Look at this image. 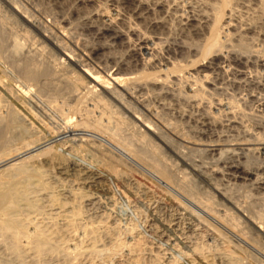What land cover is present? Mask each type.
Returning <instances> with one entry per match:
<instances>
[{
    "label": "bare ground",
    "instance_id": "1",
    "mask_svg": "<svg viewBox=\"0 0 264 264\" xmlns=\"http://www.w3.org/2000/svg\"><path fill=\"white\" fill-rule=\"evenodd\" d=\"M96 1L97 0H78V3L80 5L87 6V5H90L91 3L92 4L95 3ZM113 1L115 0H109L108 2L112 3ZM120 1L122 4H126L128 6L129 5L134 6L131 12V16H133L135 19L150 18L149 16H152L155 13H159V12L162 13L166 11L164 8L165 4L162 5L157 2L147 3L145 0H120ZM213 1L214 2H211L207 5L205 11H202V13L200 12L201 13L200 15H197V14L189 15L188 13H186L184 19H182L183 22L181 24H182L183 29L188 31L189 34L193 33L196 36L202 35L201 42L188 43L186 41H183V42H180L179 44H176L175 47L173 46V48H169L166 51H164L165 54H162L163 49H162V52H161V49H158L159 38L157 36H154V34L152 35L151 31L142 32L140 31L142 28L139 29L138 27L136 28V27L131 26L130 24H127L126 21L122 20L123 18H120V16L118 15L119 13L116 14L117 10L115 8H114V11L116 10L115 11L116 13L111 14L112 10L110 11L109 8L105 6L103 7L101 6L102 4L101 5L99 4L101 6L99 7V10L97 9V11L95 12H89L86 18L88 21L87 29L94 31V35L99 42L95 43L94 45L93 43L91 45L88 43L89 45H86L82 47L81 49L80 45L78 47L76 42L74 44L71 42L72 43L71 45L68 44L67 37L70 34V28L67 27L68 25L65 27V25L63 24L67 21L66 19L62 18L49 31L42 23H38L40 21L37 20L38 21L37 22L33 19L34 17L33 18L31 17L32 15L30 14V9H28L27 6L22 5L19 2L14 1V0H11V2L9 1L10 6L5 8V10L6 9L8 10L5 11V13L3 12L4 14L0 19V60L11 59V62H12L10 65L12 70H8V68L2 66L0 62V264H78L82 260H85V258H89V256H91L92 254L93 255L95 253L97 254V252L99 251L101 253L103 251L102 249L108 243H112V241H114L113 238L115 237L113 235L112 237L110 234H107V232L106 234H104L105 236L104 240L103 239L101 240V237H100L101 236L100 230H102L100 229V227L103 224L107 225L106 230L107 228L109 230V227L112 228L111 226H113V224L109 222V219H108L109 217H107L108 212L106 213L105 211L106 205H109L112 202V199L115 197V196L112 197L111 190H110V187L112 186H110L111 184L109 185V183L111 180H114L121 186V188L124 189L123 192H128V193H130L131 189L134 186L128 181L127 179L128 177L126 178L125 176L126 174H124L125 171L123 172L124 169H121L122 167L120 168L122 164L130 165L131 169L133 168L135 169V171L136 170L149 171L153 175V177L156 179V181H159L164 186L172 188L174 191L178 192L180 195L188 197L187 194L189 195L190 193V192L187 193V190H186V189H189L187 188L188 185L187 187L186 186L183 187L184 184H182L183 186L181 185L183 178L186 179L185 177H188V176L184 174L185 177L181 178L182 179L181 181L178 180L179 178L176 177L178 175L174 176V173L171 171L172 164L170 165V163L167 162V160L170 158L167 157L168 159L167 160L165 159L166 149L169 150L171 153H173V155H175L177 158L181 159L183 163H186V162L184 159H182L183 156L181 152L180 151L178 152V150L174 148L173 140H171L170 136L164 135V133L160 131V128L157 127L151 121L152 119L151 120L147 119V114H144V111H147V113L148 112L150 113L151 111V107L148 103V100H150L149 98L151 96H154L155 94L157 95L158 94H165V95L172 94L171 91L173 90V88L171 91L167 90L169 89L168 85H170V83L180 82V83L185 84L182 81L188 78L187 73L190 72L189 70L198 71V69L200 68L199 69V73H200L201 71L203 72L209 69L211 65L215 64V62H218L217 65L218 64L223 65L227 63L229 66L231 64H234L244 69L245 67H248V65H250V63L253 61L256 63H259L260 66H264V64H262V60L257 55H253L251 52H249L250 50L248 51L244 49V47L240 48L239 45L232 43L233 33L230 30V27H231L230 22L232 21L233 9L236 8V7L233 8V5H234L233 1L235 0H213ZM105 5L110 7L112 4L107 5L106 3ZM117 9L119 11V8ZM240 10L241 12L243 11L241 8ZM255 10L256 9H254V11ZM60 17H62V15ZM248 18L247 20L249 21L250 19ZM7 20H12L11 22H15L16 24L18 23L22 24L24 26V34H23L25 35L24 38H26L27 40H29L28 38H31V40H33L35 44H38L40 48L37 47V51L35 49L34 52L24 53V52H21L20 50L22 49V45H24L25 43L15 42L12 46V49H13L12 52L7 51L6 52L7 54L4 53V51L6 50L5 49L6 44H5V39H4L5 32L3 29V24ZM237 20H240V19H237ZM97 22L100 23V26L95 25ZM146 22L148 21H145L144 23ZM161 24H162V21H159L158 19L157 20L151 19L148 22V27L151 28L152 30L153 29L155 30V28L160 27ZM246 31L248 32V29H246ZM118 46L125 48V50L121 48L119 49V50H124L123 53L120 54L117 51H115L116 47ZM47 47L51 50H54L57 53L55 54V57L54 58L52 57V59L50 60H48L50 57L49 58L47 57L48 61L45 60V58L43 59L40 58V56L43 57V55H45ZM247 47L248 45H246L245 48ZM224 49H226L225 54L224 53L222 54V51L224 52ZM192 51L197 52V55H196L197 58L193 57V60H192V57L189 58L188 57L189 55H187V58L192 60L190 65L189 63L187 65L186 63L182 64L181 62L175 61L173 59V58L176 59V57H173L174 55L177 56L178 54H190L192 53ZM262 54H264V51ZM201 61L203 62L200 63ZM100 68L101 70H99ZM261 70L263 71V69ZM9 73L15 74L16 78L18 77L21 78L20 80L17 79L18 81H16L17 88L16 87L14 88V86L11 84L12 83L11 81L13 80L12 79L13 76ZM245 75L246 74L242 71V69H239L237 71V77H240L239 79L244 78ZM195 76H193V74H189V77L192 78L194 84L196 85L195 88L191 89V93L188 92L187 94L186 93L183 94L182 92L176 91L178 92V94L174 96H177V97L182 96V97H185L186 99L189 98L193 100L196 96L201 95V92L203 93V89L205 88V83L202 81V79H199L198 77H195ZM219 78L220 77L218 76L217 80ZM230 78H234V77H230ZM212 81H214V79ZM256 81L258 80L256 79ZM247 84H249V82ZM209 88L210 86L208 87V89ZM237 88L239 89L238 85H237ZM189 90L190 89H188V91ZM46 93L48 94L50 93L53 95L52 97L47 96L48 99L46 100L47 102L45 103L46 104L48 103V106L49 105L51 106L50 109L52 108L53 111L56 112V115L58 117L56 119L57 120L55 124L56 126H53L54 124H51V122L49 123L48 121H46L41 115H39L37 111V109L40 108L39 104L44 103V102L42 103L41 101L44 100L43 94L45 95ZM40 96L43 97L42 100H39ZM27 97L33 100L32 105H30V103L26 101L25 98ZM218 99H221V98H218ZM244 99L246 98L243 97V100ZM227 100L228 99H226V101ZM255 100L256 99H254V101ZM229 102L232 103L231 100ZM219 103L220 102H218V104ZM238 103H240V101ZM261 106L264 107V101L261 103ZM228 107L230 108V106ZM220 110H222L221 107H220ZM182 111L180 110V112ZM153 112H156V111H153ZM156 114L158 115V111ZM189 115L191 116V113ZM233 115L235 114H232V116ZM207 116L208 117L203 116L204 119L202 120V124L205 127L209 125L208 122L210 121L209 115ZM220 118L221 116L219 117V119ZM204 120L205 121L209 120V121L205 122ZM194 121H197V120L195 119ZM211 123H214V122H211ZM223 124L224 123H222V125ZM231 124H233V122L229 121L228 125L231 126ZM220 127L221 126H219V128ZM235 127L237 126H234V128ZM172 128H176V126ZM238 128L241 129L242 127L240 126ZM245 129H247V127ZM173 131L175 130L173 129ZM249 131L251 130L249 129ZM251 134H255V133H251ZM257 134L258 133H256L255 135ZM259 141L260 140H257V142L253 144L249 143V145H252L255 147L257 146L256 149L258 150H264V143L259 142ZM212 145H214V143ZM241 145H244V143ZM242 147L243 146H241L240 148ZM231 149H233L232 146H231ZM246 149H247V153L251 151L249 147ZM206 151H208L212 155L217 154V156L218 154L219 156L223 154L222 151H220L219 147L216 148L214 146H210ZM238 154L239 153H237V155ZM217 159L218 161H220L219 158ZM246 162L243 163V162H240L239 160L238 161L231 160L227 163L226 161V164H225L226 166L224 165L226 173L223 175H227L229 179L235 180L236 182L238 180L239 181H249L252 184H255V186H257V188L260 191L264 192V175L262 174L263 172L261 174L253 172L252 170H250L251 168ZM188 163H191V162L188 161ZM196 167L197 166H195V168ZM123 168H126V167H123ZM192 170L195 172V170L197 169L195 170L192 169ZM220 172L222 173V171ZM220 172L217 171L216 173H220ZM181 174L180 176H182ZM136 182L139 183V181H136ZM143 184L145 185L146 183H142L141 184L142 187H144ZM189 187L191 188L193 186H189ZM220 192L221 191L216 190V193L221 198L226 199L225 197L226 194H223V192L222 193ZM162 194H164L163 191H162ZM127 195L131 197L130 194H127ZM132 196H135V195H132ZM157 196L159 195L157 194ZM219 196L218 197L216 196V197L219 198ZM259 197L260 196H258V198ZM208 198H211V197L209 196ZM178 200H180L179 201L180 203L181 202L184 203L183 200L182 201L181 199H178ZM197 200L194 199L191 202L194 203L195 201L194 204L197 203V205L198 204L201 205V203L199 202L203 199H200L199 202H196ZM113 201L115 200L113 199ZM142 201L144 202L143 199ZM186 202L188 201H185V203ZM206 203L207 205L205 204L203 205V203L201 205V206H205L206 212H208L217 221H219V223L225 225V227H227L230 231H232V233L234 234L236 233L235 235H238L239 237H241L242 240L247 242V244L256 248L257 249L256 251L259 250V252H261L264 255V243H263L264 241L261 242L263 244L259 243V239L261 238L264 239V212L263 211H261L263 213L259 214L257 217L252 215L251 212H250L251 215L248 214L249 216L246 215L245 218L243 216L242 221L243 219H245L247 226H245V228L240 229L241 226H238L240 225V223L237 225V221H235L234 216L231 217L232 216L231 215L230 216L231 219L229 220L225 219L226 217L224 218L222 215H221L222 217H218L220 214L217 216L215 215V212H213L216 210L210 211L211 207L209 208V205H208V204H211L210 201H207ZM214 203H216V201ZM187 204L188 203H186V205ZM180 205H183V204H180ZM200 205L198 206L200 207ZM233 205H234L233 207H235L238 213L239 212L238 210L241 208V206L239 207V205L237 204L239 208H236L235 206L236 204H233ZM188 206L190 205L188 204ZM112 207L110 206V208ZM228 208L231 209V207H228ZM201 209L202 211L204 210L202 207ZM190 210H193V209H190ZM234 211L235 210L233 208V212ZM110 212H111V209H110ZM225 214H227V211L225 212ZM227 216H229V214ZM173 217H176V216H173ZM178 218H181V217H178ZM165 221H169V220H165ZM201 221L203 220L201 219ZM205 221L206 220H204V222ZM114 225L115 226L118 225L117 222ZM207 225H210V224L208 223ZM116 228H114V231ZM131 229L132 228H129V230ZM133 229L135 230V228ZM250 230H253L255 232L254 234L256 235H253ZM213 231L215 230L213 229ZM217 231L215 232L220 233V231L218 232ZM114 233L115 232H113V234ZM183 234H184V231H183ZM218 235L220 236L221 234H218ZM118 240L120 243L121 240L119 238ZM176 241H179V240H176ZM227 241L229 244L230 240H227ZM233 243L234 242H232V244ZM187 244L188 243L186 242V245ZM196 244H199V243L196 242ZM203 244L201 243V245ZM118 245L116 246L118 247ZM236 245L235 246L233 245L234 248L236 247ZM127 246L132 247V244L131 245L127 244ZM190 246L193 247L192 245ZM197 246L198 245H196V248L193 247L195 249L194 251L195 257H191L189 259V263L187 261V264H212V263L214 264V262H212V257L209 258L207 256L202 255L203 253H201L200 251V246L199 248ZM241 246L242 245H240V247ZM201 247L205 248V245ZM242 247L244 250L242 249ZM242 247L240 250H243V252L242 251L241 252L244 253V257H245V255L247 254L246 252H250L251 248L250 250H248L247 247H246L247 249L244 246ZM121 248H124V247H121ZM181 249H183L182 246H181ZM210 249L206 251H209ZM115 250L114 252L118 251V250L116 251ZM204 250L202 249V251ZM226 250H229V249H226ZM185 251H188V250H185ZM217 251L220 252L219 250ZM189 252L191 254V251ZM254 252H253V255H254ZM102 253H104V251ZM208 254H212V253L208 252ZM233 254H236V253L233 252ZM230 255L236 256V257L238 256V258H240L239 255H232L231 253L229 254V256ZM253 255H252L253 260H256V257L258 258V256H260L257 253V256H255L254 258ZM96 256H99V255H96ZM159 256H157L158 260H159ZM249 256L251 257V253ZM107 257L109 258V255ZM173 257H175V259L177 258L176 256H173ZM136 258L132 260H135ZM150 258H151V255H150ZM155 258L152 260H155ZM263 258L262 259L260 258V260H263ZM96 259H98V257H96ZM138 259H139V256H138ZM141 260L142 258L140 257L139 262H142ZM172 260L167 263H160V260H159V264H177L178 263ZM177 260L179 261V259ZM101 261H104V260L101 259L99 261V264L103 263ZM144 261H147V260H144ZM242 261H244L243 263H246L245 260H242ZM128 262L131 263L132 261H128ZM136 263H138V261ZM149 263L153 264L152 261ZM226 263H231V262L228 261ZM236 264H242V263H236Z\"/></svg>",
    "mask_w": 264,
    "mask_h": 264
},
{
    "label": "rangeland",
    "instance_id": "2",
    "mask_svg": "<svg viewBox=\"0 0 264 264\" xmlns=\"http://www.w3.org/2000/svg\"><path fill=\"white\" fill-rule=\"evenodd\" d=\"M9 1L11 2V0H6V1L5 0H3V1L0 0V7H1L0 8V19L3 16V14L5 13V11L8 10V9L5 10V8L10 6L9 5V3H10ZM14 1H17L20 4L27 6V8L30 9V14L32 15L31 17L32 18L34 17L33 19L35 21H37V20L40 21V22H38V21L37 22L38 23H42L49 31L62 18L66 19L67 21L65 23H63V24L65 25V27L68 25L67 27L70 28V34L68 36L69 38L67 37L68 41H67V39H66V41L68 42L69 45H71L72 43L74 44L76 42L78 47L80 45L81 49H82V47H84L86 45H89V44L91 45L92 43L94 45L95 43L99 42L96 39L95 35H94V31H91V30L87 29V25H88L87 22L88 21H87L86 18L88 16L89 12H95V11H97V9L99 10V7H101V6L104 7L105 6V7L109 8L110 11L112 10L111 11L112 13L110 12L111 14H115L116 12H117L116 14L119 13L118 15L120 16V18H123L122 20L126 21L127 24H130L131 26L136 27V28L138 27L139 29L142 28L140 30L142 32H144V31H149L150 32L151 31L152 35L154 34V36H157L159 38L158 49H161V52H162V49H163L162 54H165L164 51H166L167 49L173 48V46L175 47L176 44H179L180 42H183V41H186L188 43L201 42L202 35L201 36H196L193 33L189 34L188 31L183 29L182 24H181L183 22L182 19H184L186 13H188L189 15H193V14L200 15L202 13V11L206 10V7H207V5L209 3L214 2L213 0H207V1L206 0H190V1L189 0H170V1L169 0H162V1L161 0H145L147 3L157 2V3H160L162 5L165 4L164 8H165L166 11H164L162 13L161 12L155 13L154 15L149 16L150 18L135 19L133 16H131V12H132V9L134 8V6H131V5L128 6L126 4H122L120 0H115L112 3L108 2L109 0H97L98 2L96 1L95 3H93V4L91 3L90 5H87V6L80 5L78 3V0H14ZM116 2H118L119 4L116 3ZM252 2H253L254 5L252 4ZM106 3H107V5H109V4L110 5L112 4V5L110 7H108V6L105 5ZM199 3L200 4L202 3L203 5L202 4L200 5ZM99 4L100 5L102 4V5L100 6ZM197 4H198V6H197ZM233 4H234L233 8H235V7L236 8L233 9L232 21L230 22V24H231L230 30L233 33L232 43L239 45L240 48L244 47V49H246L248 51L250 50L249 52H251L253 55H257L262 60V64H264V56H262V55H264V54H262L263 51H264V40H263L264 39V32H263L264 31V25H262V24H264V18H263L264 17V14H263L264 13V9H263L264 0H261V1L260 0L259 1L258 0H241V1L240 0H238V1L235 0V1H233ZM236 4H238V5H236ZM121 5H122V7H121ZM239 6H241V7H239ZM181 7H183V8H181ZM243 7H245L246 9L243 8ZM114 8L117 10V11L115 10L116 12L114 11ZM117 8H119V11H118ZM173 8H175V9H173ZM240 8L243 10L242 12H241ZM254 9H256V10L254 11ZM237 10H238V12H237ZM247 10H249V11H247ZM257 11H259V12H257ZM61 15H62V17H60ZM164 16H166V17H164ZM129 17H130V19H129ZM156 17H157V19L159 21H162L163 25L161 24L160 27L155 28V30L154 29L152 30L151 28L148 27V22L151 19L157 20ZM247 18L251 20V21L249 20L250 23L247 20ZM237 19H240L241 21L237 20ZM11 21L12 20H7L3 24V29H4V32H5L4 39H5V44H6V48H5L6 50L4 51V53H6L7 51H11L12 52V50H13L12 46H13V44L15 42L25 43L24 45H22V49L20 50L21 52H24V53L34 52L35 49L37 51V47L40 48L39 45L35 44L33 42V40H31V38H28L29 40L24 38V36H25V35H23L24 34V26L22 24H20V23L16 24L15 22H11ZM145 21H148V22L144 23ZM95 25L100 26V23L97 22ZM169 25H171V26H169ZM246 29H248V32L246 31ZM260 30H261L262 33L260 32ZM256 34H258V35H256ZM24 39H26V40H24ZM171 44H173V45H171ZM246 45H248L247 48H245ZM120 48L125 50V48L118 46V47H116L115 51H117L118 53L121 54V53L124 52V50H119ZM48 49L49 48L47 47L45 55H43V57L40 56L41 59L45 58V60H47L50 57L48 59V60H50V59H52V57L53 58L55 57V54H57V53L54 50H51V49L48 50ZM253 49H255V50H253ZM225 50L226 49H224V52L222 51V54L223 53L225 54ZM253 51H255V52L257 51V52L255 53ZM187 55H189L188 56L189 58L192 57V60H193V57L197 58L196 57L197 52L192 51V53H190V54H178L177 56L174 55L173 57H176V59L175 58H173V59L175 61L181 62L182 64L186 63V65H187L189 63V65H190L192 60L187 58ZM56 56H58V55H56ZM0 62H1V65L6 67V68H8V70H12L11 66H10L11 63H12L11 59L0 60ZM202 62L203 61H201L200 63H202ZM200 63H198V64H200ZM217 63L218 62H215V64L211 65V67L209 69H207L206 71H203V72L201 71L200 73H199V69L200 68L198 69V71L189 70L191 73L189 72V73H187L188 75L186 74L188 76V78L186 80L182 81L185 84L180 83V82L170 83V85H168L169 89H167V90L171 91L172 88H173V90L171 91L172 94H170V95H165V94H158L157 95V94H155L154 96H151L149 98L150 100H148V103H149V105L151 107V111L152 112L150 111V113L149 112L147 113V111H144V114H147V119H150V120L152 119L151 121L157 127L160 128V131L162 133H164V135L170 136L171 140H173L174 148L176 150H178V152L179 151L181 152V154L183 156V157L182 156L181 157H182V159L185 160L186 163H183L181 161V159L177 158L175 155H173V153H171L167 149L165 151V157H166L165 159L167 160L168 158H170V159L167 160V162L170 163V165L172 164L171 165L172 166L171 167V171L174 173V176L178 175V176H176L177 178H179L178 180L181 181L182 180L181 178L185 177L184 174H186V176H188V177H185L186 179L183 178L184 182L182 181L181 185L184 184V186L182 185L183 187H185V186L187 187V185H188L187 188H189V189H186V188L185 189L187 190V193L190 192L191 194L190 193H189V195L187 194L188 197L180 195L178 192L174 191L172 188L164 186L159 181H156V179L153 177V175L149 171H146V170H139V171L136 170L135 171V169H133V168L131 169L130 165L122 164V166H120V168L122 167L121 169H124L123 172L125 171L124 174H126L125 175L126 178L128 177L127 178L128 181L134 186L131 189L130 193L123 192L124 189L121 188V186L117 182H115L114 180L110 181L109 185L111 184L110 186H112L114 189L112 187H110V186L109 187H110V190H111L112 197H114V196L116 197V198L115 197L113 198L116 202L113 201V199H112V202H111L112 204L110 203L109 205L111 207L113 205L114 208L113 207L110 208L109 205H106V208L109 207L111 209V212H110L109 208H107V209L105 208V211H106V213L108 212L107 213V215H108L107 217H109L108 218L109 222L111 224H113L114 228H116V227H118V228H116L115 231H114L113 226H111L112 228L109 227V230H108V228L106 230V226H107L106 224H103L101 226L102 228L100 227V229H102V230H100L101 231V236H100L101 240L105 239L104 234H106V232H107V234H110L111 236L112 235L115 236L113 238V240L115 242L112 241V243H108L105 246L106 248L104 247L102 249L104 251V253H102L103 251L101 253L99 251V252H97V254L96 253L94 255L92 254L91 256H89V258H85V260L81 261L82 263L80 262L78 264H88L89 262H91L89 264H99V261L101 259L104 260V261H101L103 263L100 262L101 264H126V263H128V264H134V263L135 264H143L144 262L146 264H152V263H149L151 261L153 262V264H159V260H160V263H167V262L171 261L172 259H173L172 261H175L176 263L177 262L178 263L181 262L180 264H183V263L187 264V261L189 263V259L191 257H195V254H194L195 253L194 252L195 249L194 248H196V245H198L197 246L198 248L200 246V251H201V253H203L202 255L207 256L209 258L212 257V262H214V264H236V263H242V264H264V262H263L264 261V258H263L264 255L261 252H259V250L256 251L257 250L256 248H254V247L250 246L249 244H247V242L242 240L241 237H239L238 235H235L236 233L235 234L232 233V231H230L227 227H225V225L219 223V221H217L213 216H211L208 212H206L205 206H201L202 203H203V205L204 204L207 205L206 202L210 201L211 204H208L209 208L211 207L210 211L216 210V211H213V212H215V215L218 216L220 214L218 217H222L223 216L224 218L226 217L225 219H228V220L231 219V217L234 216L235 221H237V225L240 223V225H238V226H241L240 229L241 228H245V226H247V223L245 222V219H243V221H242L243 216L245 218L246 215H248V214L251 215L250 214V212H251L252 215L257 217L259 214H262L264 212V192L260 191L257 188V186H255V184H252L249 181H239L238 180L236 182L235 180L229 179V177L227 175H223V174L226 173V170H225L226 161L228 163L231 160H235V161L239 160L240 162H243V163L247 161L246 163H248L249 167L251 168L250 170H252L253 172L258 173V174H261L263 172L262 174L264 175V159H263L264 158V155H263L264 154V150H258V149H256L257 146L255 147V146L249 145V143L253 144V143L257 142V140H260L259 142H263L264 143V111H263L264 107L261 106V103L264 101V79H263L264 78V66H260L259 63H256L254 61L251 62L250 65H248V67L250 66L249 68L245 67V69L244 68H240V67H238V66H236L234 64L229 65L230 66L229 67L227 63H225L223 65L222 64H220V65L218 64L217 65ZM239 69H242V71L246 74L245 77L242 78V79H239L240 77H237V71ZM247 69H248V71H247ZM261 69H263V71ZM99 70H101V68ZM245 70H246L247 73L248 72L249 73L247 74L245 72ZM250 71H251V73H250ZM9 74H11V73H9ZM189 74H193V76L196 75L195 77H198L199 79H202V81L205 83V88L203 89V93L201 92V95L196 96L193 100L189 99V98L186 99L185 97H182V96H180V97L174 96V95L178 94V92H182L183 94L184 93L187 94L188 92L191 93V89L195 88L196 85L194 84L192 78L189 77ZM11 75L13 76V77L11 76L12 79H13L11 81L12 82L11 84L14 86V88L15 87L17 88L16 81H18L17 79L20 80L21 78L20 77L16 78L15 74H11ZM216 76L217 77L219 76L220 78L217 80ZM222 76H224V77H222ZM246 76H248V77H246ZM230 77H234V78H230ZM213 79H214V81H212ZM256 79L258 81H256ZM247 81L249 82V84H247L248 83ZM228 82H230V83H228ZM250 82H252V83H250ZM230 85H232V86H230ZM237 85H238L239 89L237 88ZM240 85H241V87H240ZM252 85H253L254 88L252 87ZM209 86H210V88L208 89ZM188 87H190V88H188ZM181 89H182V91H181ZM188 89H190V90L188 91ZM176 91H178V92H176ZM242 91H244V92H242ZM49 94L48 93H46L45 95L43 94L44 100L41 101V102L42 103L44 102L43 103L44 105L40 103L39 104L40 108H38L37 111H38L39 115H41L46 121H48L49 123L51 122V124H54L53 126H56L55 125L56 121H57L56 119L58 118L57 115H56V112L53 111L52 108L50 109L51 106L50 105L48 106V103L47 104L45 103V102H47L46 100L48 99L47 96H51V97L53 96L52 94H50V95ZM237 95H238V97H237ZM201 96H203V97H201ZM43 97L40 96L39 100H42ZM243 97H245L246 99L243 100ZM218 98H221V99H218ZM225 98L228 99V100L226 101ZM25 99H26V101H28L30 103V105L33 104L32 103L33 100H31L30 98L27 97ZM210 99H212V100H210ZM235 99L237 100V102H236ZM254 99H256V100L254 101ZM214 100L217 101V102H215ZM230 100H231V102L233 104L229 102ZM196 101L199 102V103H197ZM239 101H240V103H238ZM178 102H180V103H178ZM218 102H220L219 103L220 105L218 104ZM163 104H164V106H163ZM224 105H225V107H224ZM191 106H193V107H191ZM228 106H230V108L232 110ZM43 107H44V109H43ZM220 107H221L222 110H220ZM225 109H226L227 112L225 111ZM180 110L181 111L183 110L182 112H184V113L180 112ZM229 110H231V111H229ZM153 111H156V112H153ZM157 111H158V115L156 114ZM54 112H55V114H54ZM221 112H222V114H221ZM190 113H191V116L189 115ZM185 114H186V116H185ZM232 114H235V115L232 116ZM207 115H209L210 121L209 120H206V121L204 120L205 122L209 121L208 122L209 125H207V127H205L202 124V120L204 119V117H208ZM224 115L226 116V118H225ZM229 115H230V117H229ZM245 115H247V116H245ZM220 116H221L220 119H222V120L219 119ZM195 119L197 121H194ZM231 119H233V120H231ZM182 120H184V121H182ZM229 121L233 122V124H231V126L228 125ZM211 122H214L215 124L211 123ZM225 122H227V123H225ZM222 123H224V124L222 125ZM235 124H237V125H235ZM174 125L176 126V128H172V127H175ZM219 126H221V127L219 128ZM234 126H237V127H235L236 129L234 128ZM240 126L242 127L241 129L238 128ZM199 127H200V129H199ZM246 127H247V129H245ZM252 128H254V129H252ZM173 129L175 131H173ZM249 129L251 131H249ZM181 131H182V133H181ZM250 132L251 133H255V134L258 133V134L255 135V134H251ZM175 137H177V138H175ZM255 138H256V140H255ZM251 141H252V143H251ZM174 143H176V144H174ZM211 143L212 144L214 143V145H212ZM243 143H244V145H241ZM224 145H226V146H224ZM207 146H209V147L210 146H214L216 148L219 147L220 151H222V153L224 155L222 154V155L219 156V154H218L219 157L217 156V154L216 155H212L211 153L206 151L209 148ZM231 146H232V148L234 150L231 149ZM241 146H243V147L240 148ZM204 147H205V149H204ZM248 147L251 149V151L247 153V149L246 148H248ZM182 149H183V151H182ZM227 149H229V150H227ZM204 151H205V153H204ZM237 153H239V154L237 155ZM245 153H246V155H245ZM231 155H233V156H231ZM220 157L222 158V160H221ZM215 158H216V160H215ZM217 158H219L221 162L218 161ZM188 161H190L191 163H188ZM192 163L194 164V166H193ZM195 166H197V167L195 168ZM123 167H126V168H123ZM129 168H130V170H129ZM190 168H192L194 170L197 169V170H195V172H194ZM212 169L214 170V172H213ZM216 170L218 172L222 171V173L221 172L220 173H216L217 172ZM131 172H133V173H131ZM134 172H136V173H134ZM181 172H182V174H181ZM180 174L182 176H180ZM195 174H197V175H195ZM139 179H141V180H139ZM219 179H220V181H219ZM136 181H139V183L136 182ZM185 181H186V183H185ZM142 183H146L147 185L145 184L146 185L145 186L143 184L144 187H142V185H141ZM189 186H193V187L190 188ZM216 187H217V189H216ZM143 189H145V190H143ZM210 190H212L213 192L210 191ZM216 190L217 191H221L220 193L223 192V194H226L225 195L226 199L221 198L216 193ZM144 191H146V192H144ZM162 191L164 192L165 195L162 194ZM169 192H170V194H169ZM207 192H209V193H207ZM125 193L130 194L131 197H129V195H127ZM153 193H155L156 195L153 194ZM157 194L160 197L162 196L163 198L162 197L160 198L159 196H157ZM208 194H209V196L211 198H208L209 197ZM125 195H126V197H125ZM132 195H135V196H132ZM181 196L184 197V198H182ZM216 196L217 197L219 196V198H217ZM258 196H260V197L258 198ZM228 197H230V198H228ZM164 198H166V199H164ZM142 199L144 200V202L142 201ZM174 199H176V200H174ZM178 199H181V201L183 200L184 203H185V201H188L186 203H188L191 207L188 206V204L186 205V203H185V205H184L183 202L180 203L179 202L180 200H178ZM194 199H196V200L198 199L196 202H199L200 199H203V200H201L199 202V203H201V205L198 204V205H200V207L197 205V203L194 204L195 201H194V203L191 202ZM162 200H163V202H162ZM151 201H152V203H151ZM215 201H216V203H214ZM231 201H233V202H231ZM113 203L116 204V205H114ZM157 204H158V206H157ZM180 204H183L184 206L180 205ZM233 204H236L235 205L236 208H239L241 206V208L238 210L239 211L238 213H237V210L235 209V207H233L234 206ZM237 204L239 205V207L237 206ZM201 207L205 211L204 210L202 211ZM228 207H231V209L228 208ZM233 208L235 210L234 212H233ZM190 209H193L194 211L190 210ZM242 210H243V212H242ZM246 210H248V211H246ZM226 211H227V214H225ZM261 211H263V212H261ZM244 213H245V215H244ZM228 214H229V216H227ZM238 215H240V216H238ZM173 216H176V217H173ZM178 217H181V218H178ZM156 218H158V219H156ZM201 219L203 221H201ZM165 220H169V221H165ZM204 220H206V221L204 222ZM238 220H240V221H238ZM209 221L210 222L213 221V222L210 223ZM116 222H117L118 225L115 226L114 224H116ZM208 223L210 225H207ZM177 225H179V226H177ZM242 225H243V227H242ZM170 226H171V228H170ZM129 228H132V229L129 230ZM133 228H135V230ZM181 228H183L184 230L181 229ZM216 228H217L218 231H220V233H216L215 232V231H217ZM213 229L215 231H213ZM112 231L115 232V233L113 234ZM164 231H165V233H164ZM183 231H184V234H183ZM201 231H203V232H201ZM250 231H251V233L253 235H256V234H254L255 232L253 230H250ZM224 233H226V234H224ZM218 234H221L223 236L220 235L221 236L220 237ZM224 235H226V236H224ZM115 238H116V240H115ZM118 238L121 240V242L123 244L121 242L119 243ZM176 240H179V241L181 240L180 241L181 243L179 241H176ZM227 240H230V241H232L234 243L232 244V242L229 241V244H228ZM263 241H264V239H262V238L259 239V243L260 244H263L264 243ZM176 242H178V243H176ZM183 242H185V243H183ZM186 242L188 243L187 245H186ZM196 242L199 243L200 245L196 244ZM226 242H227L228 245L226 244ZM261 242H263V243H261ZM126 243L128 245L132 244V247L127 246ZM189 243L194 248L191 247L189 245ZM201 243L202 244L204 243L203 245H205V248L201 247V246H203V245H201ZM230 243H231L232 246L230 245ZM239 243H240V245L244 246L245 248L247 247L248 250H250V248H251L250 252H246L245 251L247 254L249 253L248 255L246 254L245 257H244V253H242L244 249L241 246L243 250H240L241 247H240ZM181 244H183V245H181ZM116 245H118V247ZM233 245L234 246L236 245V247L234 248ZM114 246H115V248H114ZM181 246H182L183 249H181ZM229 246H230V248H229ZM107 247H109V248H107ZM121 247H124V248H121ZM223 247H225V248H223ZM116 248H118V249H116ZM110 249H111V251H110ZM115 249L118 250V251H116ZM202 249L203 250L205 249V250L202 251ZM208 249H210V250L206 251ZM216 249L219 250L220 252H218ZM226 249H229L230 251L226 250ZM114 250L116 252H114ZM185 250H188V251H185ZM189 251H191V254H190ZM215 251H217V252H215ZM231 251H233L236 254H233V252H231ZM252 251L253 252L255 251L254 255H253ZM160 252H162V253H160ZM208 252H211L212 254H208ZM230 253L232 255H239L240 258H238V256L237 257L236 256H231V255L229 256ZM250 253H251V257L249 256ZM257 253L260 256H258V258L256 257V260L259 259V260L256 261V260H253L252 255L255 258V256H257ZM163 254H164V256H163ZM183 254H185V255H183ZM96 255H99V256H96ZM108 255H109V258L107 257ZM150 255H151V258H150ZM93 256H95V257H93ZM138 256H139V259H140V257L142 258V260H141L142 262H139ZM157 256H159V260L157 259L158 258ZM173 256H176L177 258L175 259V257H173ZM96 257H98V259H96ZM102 257H104V258H102ZM171 257H173V258H171ZM134 258H136L137 260L136 259L132 260ZM154 258H155V260H152ZM260 258L261 259L263 258V260H260ZM166 259H167V261H166ZM177 259H179V261ZM144 260H147V261H144ZM149 260H151V261H149ZM242 260H245L246 263H243L244 261H242ZM128 261H132V262L130 263ZM137 261H138V263H136ZM163 261H165V262H163ZM228 261L231 262V263H226ZM234 261H236V262H234Z\"/></svg>",
    "mask_w": 264,
    "mask_h": 264
}]
</instances>
